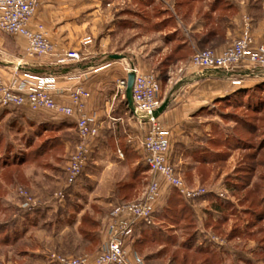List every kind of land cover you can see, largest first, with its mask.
<instances>
[{
  "label": "crops",
  "instance_id": "crops-1",
  "mask_svg": "<svg viewBox=\"0 0 264 264\" xmlns=\"http://www.w3.org/2000/svg\"><path fill=\"white\" fill-rule=\"evenodd\" d=\"M246 22L254 43L264 44V0H41L29 27L35 29L41 24L57 52L74 50L83 58L63 67L57 66L55 56H27L25 37L0 31V78L3 82L31 86L39 79L48 78L53 98L66 105L70 103L69 90L82 85L90 94L84 101L85 111L97 128V135L91 139L88 163L76 181V193L69 196V191L65 200L45 198L41 210H27L9 225L10 228L25 221L28 227H38L42 252L34 257L40 256L42 264L50 260V248L78 252L89 248L95 239L97 249L106 238V206L102 205L125 202L127 196L121 190L128 180L129 167H134L136 175L141 172L139 165L144 163L140 140L144 130L128 108L125 97L117 90V80L126 77L129 66L148 71L153 70L151 65L155 64L156 69L166 71L167 78L160 87L159 98L169 102L158 119L169 142L167 160L178 168L187 182L199 183L196 169L201 167V156L195 155L204 147L209 148L204 139L209 134L201 124V110L218 98L251 90L256 83L264 81V76L241 66L232 73V77L240 78L241 82L232 85L230 78L216 71L200 74L189 66L181 71L179 68L189 63L195 51L224 48L241 34ZM110 54L123 57L110 59ZM0 130V142L5 143L2 150L16 158L4 165L24 166V170L35 168L28 162L30 153L33 159L49 151L51 146L45 144L44 150H38L43 142L33 148L45 132H56L55 137L60 140L58 145L63 149L62 159L69 157L77 141L75 119L46 109L31 111L26 107H11L0 110ZM116 153L118 158L114 159ZM25 174L32 187L33 181L26 171ZM188 176L192 179H186ZM158 180L160 197L152 224L155 226L171 189L163 179L159 177ZM0 183H3L1 178ZM10 184L3 183L7 190L5 198L12 194L8 188ZM38 188L42 190L44 186L41 184ZM206 200L202 197L187 204L193 212L201 213L208 209L205 208ZM91 201L96 205L93 209L88 207ZM85 213L92 220L81 225L80 217ZM78 227L85 230L83 236ZM94 227L96 230H91ZM142 228L139 225L126 240L128 250L135 252L134 242ZM23 231L25 237L28 232Z\"/></svg>",
  "mask_w": 264,
  "mask_h": 264
},
{
  "label": "rangeland",
  "instance_id": "rangeland-1",
  "mask_svg": "<svg viewBox=\"0 0 264 264\" xmlns=\"http://www.w3.org/2000/svg\"><path fill=\"white\" fill-rule=\"evenodd\" d=\"M203 49L211 48L200 50ZM154 66L155 64L151 65L158 80L162 82L160 85L162 87L167 73ZM256 84L261 85L254 91L256 95L254 105L248 106L245 103L247 95L244 94L245 90H242L239 98H218L208 108L201 110L203 117L201 124L209 134L204 139L209 148L204 147L195 156H201L200 153L205 152L208 157H211L212 154L217 153L218 155L214 156L219 159L215 163L201 165L196 169L200 177L199 183L187 182L178 168L174 167L187 187H203L221 192L223 197L219 198L228 200L229 205L221 214L214 212L210 216L204 212H192L193 215L187 211L180 212L182 204L180 202L172 204L169 213L172 217L159 218L156 222V226L160 227L157 241L137 247L139 255L146 257L145 264H165L171 259L170 264H200L207 258H209L207 260L209 264H264V168L254 166V163L249 160V153L255 150L250 144L255 146L264 137V83ZM20 132L22 134V131ZM55 136H57L56 132L49 130L39 137L33 148L47 140H53V145L40 158L31 159L30 153L27 159L31 162L29 164L35 165V168L27 170H24V166L6 167L4 165L16 158L15 155H10L9 151H3L5 143L0 142V178L3 183H12L8 185L12 194L7 198H5L6 187L3 188V183H0V264H42L40 256L34 257V254L42 252L40 247L42 235L38 227H28L29 225L24 224L25 221L16 223L10 228L9 225L13 219L21 218L27 210H41L45 205V198L51 201L58 200L55 199V194L65 189L66 168L74 148L68 158L65 156L62 159L60 155L63 149L58 145L60 140ZM239 139H241L239 145L248 144L249 147L242 149L243 146H241L240 148L236 143ZM212 149L217 152L211 151ZM113 158H118V154L116 153ZM142 168L146 171H142ZM139 170L141 172L136 175L134 167H129L128 183L126 182L121 190L122 194L127 196L125 202L140 197L148 182L149 173L146 166L140 164ZM25 171L33 181L32 187L28 185ZM133 174L134 177H132ZM186 179H192V176ZM56 181L60 184L56 185ZM41 184L45 189L38 188ZM233 184H238L239 187L236 188ZM68 192L69 196L73 192L76 193V182L65 190V196L61 200H65ZM210 202L211 200L207 198L205 208H210ZM116 204L119 203L102 205L106 206L104 208L106 219L107 214ZM94 206H96L95 202L91 201L88 207L93 209ZM161 211L159 210V213ZM256 214L260 215L259 218H256ZM14 215H16L15 218ZM221 216L225 217V223H216L214 220ZM80 219L81 225L92 220L87 213ZM23 229L28 232L25 237L22 234V232L25 233ZM91 230H96V227ZM78 231L81 236L85 234V230L81 227H78ZM96 243L94 239L89 248L78 252L50 248L48 257L51 254L94 256L102 244L100 243L96 249ZM201 246H206L211 251L194 253V250ZM53 263L48 260L45 264Z\"/></svg>",
  "mask_w": 264,
  "mask_h": 264
},
{
  "label": "built area",
  "instance_id": "built-area-1",
  "mask_svg": "<svg viewBox=\"0 0 264 264\" xmlns=\"http://www.w3.org/2000/svg\"><path fill=\"white\" fill-rule=\"evenodd\" d=\"M41 0H0V31L11 35H21L26 39L27 56H55L57 66L63 67L70 61H80L82 56L74 50L57 52L39 24L31 29L29 24L36 6ZM186 66L195 68L200 74L216 71L230 78L232 85H239L240 78L232 77L234 70L241 66L250 67L264 76V44H255L250 35L247 22L241 34L221 50L203 49L192 53ZM133 71L132 100L133 116L143 128L140 140L143 163L149 173L148 182L140 197L133 201L116 204L107 214L106 238L94 256H59L51 254L49 259L55 264H145L144 259L126 247L129 239L139 225L154 223L156 204L160 197L158 178L163 179L170 188L175 189L186 203L202 198L207 194L223 197L218 191L203 187L189 188L168 162L169 142L164 126L158 117L152 115L161 100L160 81L153 70L140 71L134 65L127 68ZM126 77L117 80V90L125 97ZM52 83L48 78L39 79L31 86L6 84L0 78V110L26 107L31 111L46 109L55 114L73 117L77 141L66 168L67 178L64 190L55 194L62 199L65 190L82 175L91 154V139L97 135V128L90 122L85 111V99L89 92L82 85L69 90V104L58 103L51 94Z\"/></svg>",
  "mask_w": 264,
  "mask_h": 264
},
{
  "label": "trees",
  "instance_id": "trees-1",
  "mask_svg": "<svg viewBox=\"0 0 264 264\" xmlns=\"http://www.w3.org/2000/svg\"><path fill=\"white\" fill-rule=\"evenodd\" d=\"M261 82L264 83V81H261ZM260 85L256 84L251 90H245V92H248V94L245 98V103L248 106L254 105V101H256V98H255L256 95H255L254 91ZM241 92L242 91H237L234 94L228 95L226 97H228V98H233V97L239 98V96L241 95ZM240 140L241 139L237 140L238 142H236L238 145L241 143ZM52 143H53V140H47V141L43 142L42 146L37 147V148H38V150H40V149L44 150V148H43L44 144L48 145V146H52L53 145ZM250 145H252L255 148V150L253 152L249 153V160L254 163V166L256 165V166H261L262 168H264V137L261 140V142H259L255 146L253 144H250ZM241 146H243L242 149L249 147L248 144L239 145L240 148H241ZM252 146H250V148ZM214 155H218V154L217 153L212 154L211 157H208L205 154V152H204V154H201V157L199 159L200 165H205V163H208V164L209 163H215L217 161V159H219V158L215 157ZM235 177H236V175H235ZM233 185L236 188L239 187L238 184H233ZM205 197L208 198V200H211L210 208H208L204 211L205 214H208L210 216H212V213H214V212L221 214L223 212V210L226 208V206L229 205L228 200H226L224 198L216 197L213 194H207ZM177 202H180L182 204V207L180 208V212L187 211V212H190L192 214L193 210L190 208V206L187 203L183 202L179 193L175 189H170L168 191L167 197L165 199V204L163 206V209H162L161 213H158V219L159 218H166V216L171 218L172 216H169V213L171 212L170 207L172 204H176ZM155 214H157V213L155 212ZM259 216H260L259 214H256V218H259ZM217 217H219V216H217ZM214 221H216V223L219 224L221 222L225 223L226 219L224 216L223 217L221 216L220 218H217ZM141 226H143V228L141 229L140 236L134 242V251L138 255H139V253L137 252V247H141V246L145 245L146 243H153V242L157 241V239L159 238L158 234H160V233H158L159 229H160L159 226H155V225H141ZM14 237H15V235H14ZM194 251H195L194 253H201V252H210L211 250H209L206 246H201V247L196 248ZM175 256H176V254L174 252L173 257L175 258ZM144 259H146V258H144ZM208 259L209 258H207L206 260H204L203 263H200V264H209L207 261ZM169 261H172V259Z\"/></svg>",
  "mask_w": 264,
  "mask_h": 264
},
{
  "label": "water",
  "instance_id": "water-1",
  "mask_svg": "<svg viewBox=\"0 0 264 264\" xmlns=\"http://www.w3.org/2000/svg\"><path fill=\"white\" fill-rule=\"evenodd\" d=\"M110 59H121L123 56L119 54H110L108 56ZM134 72L130 71L126 74V88H125V100L127 102L128 108L131 112L134 110L133 100H132V85L134 81ZM169 100L165 99L163 102H161L160 106L153 111L152 115L154 117H158L167 107Z\"/></svg>",
  "mask_w": 264,
  "mask_h": 264
}]
</instances>
